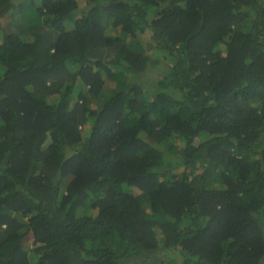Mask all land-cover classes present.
<instances>
[{
	"label": "trees",
	"instance_id": "trees-1",
	"mask_svg": "<svg viewBox=\"0 0 264 264\" xmlns=\"http://www.w3.org/2000/svg\"><path fill=\"white\" fill-rule=\"evenodd\" d=\"M263 262L264 0H0V264Z\"/></svg>",
	"mask_w": 264,
	"mask_h": 264
},
{
	"label": "rangeland",
	"instance_id": "rangeland-1",
	"mask_svg": "<svg viewBox=\"0 0 264 264\" xmlns=\"http://www.w3.org/2000/svg\"><path fill=\"white\" fill-rule=\"evenodd\" d=\"M149 36H150V32L146 33L145 37L148 38ZM83 132H84V134H85V131H84V130H83ZM27 241H28V240H27ZM27 241H26V242H27ZM27 243H28V245H29L30 241H28ZM263 263H264V262H263Z\"/></svg>",
	"mask_w": 264,
	"mask_h": 264
}]
</instances>
